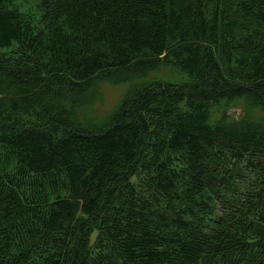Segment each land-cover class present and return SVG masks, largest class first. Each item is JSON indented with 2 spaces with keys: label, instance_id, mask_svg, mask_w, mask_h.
I'll return each instance as SVG.
<instances>
[{
  "label": "trees",
  "instance_id": "trees-1",
  "mask_svg": "<svg viewBox=\"0 0 264 264\" xmlns=\"http://www.w3.org/2000/svg\"><path fill=\"white\" fill-rule=\"evenodd\" d=\"M0 0V264H264V0ZM165 65L95 126L93 77Z\"/></svg>",
  "mask_w": 264,
  "mask_h": 264
},
{
  "label": "rangeland",
  "instance_id": "rangeland-1",
  "mask_svg": "<svg viewBox=\"0 0 264 264\" xmlns=\"http://www.w3.org/2000/svg\"><path fill=\"white\" fill-rule=\"evenodd\" d=\"M14 2L21 11L33 14L35 20L38 18L40 14L38 0H14ZM118 72L123 75L118 80H113L111 77L105 78L101 75L93 77L94 84L88 91L73 96L72 103L76 109V118L81 122H89L92 125L100 126L128 87L136 82L139 83L153 78L182 79V76L176 70L165 65L136 73ZM228 113L235 118H241L242 115H245L253 120H264L263 108L258 104H251L244 100L233 103Z\"/></svg>",
  "mask_w": 264,
  "mask_h": 264
}]
</instances>
